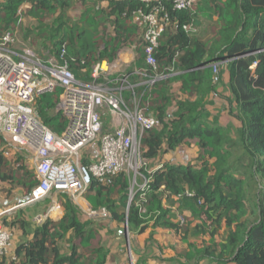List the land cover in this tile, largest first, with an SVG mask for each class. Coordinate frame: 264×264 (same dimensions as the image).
Instances as JSON below:
<instances>
[{
    "label": "trees",
    "instance_id": "1",
    "mask_svg": "<svg viewBox=\"0 0 264 264\" xmlns=\"http://www.w3.org/2000/svg\"><path fill=\"white\" fill-rule=\"evenodd\" d=\"M72 1H0V40L19 22L23 6L29 5L24 15L41 24L52 19L45 32L50 34L52 55L59 58L64 50L76 79L84 82L91 81L96 64H110L121 48L135 47L138 58L127 71V80L135 86L140 107L158 122L143 133L140 153L147 163L158 162L159 167L150 169L146 186L132 198L125 173L112 177L107 185L93 179L83 194L91 210H105L110 222L126 223L134 236L145 233L150 225L174 233L182 229L180 239L188 250L181 255L196 264L203 260L208 264H264V0H197L188 10L164 3L170 22L154 52L155 70L145 63L142 31L133 23V13L139 8L149 11L151 4L80 0L83 10L73 20L69 15ZM200 20L210 23L203 33L208 35L206 39L196 32ZM108 26L113 29L111 34ZM253 63L256 66L250 69ZM134 71L157 80L151 86L142 84L147 79ZM175 84L178 95L172 90ZM218 84L225 86L223 100L237 128L224 126L220 114H214ZM61 94L56 87L33 102L37 118L57 135L67 126V119L56 110ZM122 94L130 103L131 92ZM188 141H194L200 150L194 162L161 163L163 156ZM6 145L0 136V184L21 187L28 197L39 181L21 158L4 159L3 152L10 150L9 146L2 149ZM49 198L41 201L45 207L51 204ZM58 200L63 206L62 218H46L34 228L19 214L2 217L0 222L21 236L12 254L0 258V264H107L109 251L102 245L90 246L96 237L92 222L79 220V211L66 193H59ZM174 211L183 223L173 222ZM190 220L195 222L192 227ZM69 232L73 237L68 253L63 254L58 241ZM200 236H208L206 242L199 246L189 243Z\"/></svg>",
    "mask_w": 264,
    "mask_h": 264
},
{
    "label": "built area",
    "instance_id": "2",
    "mask_svg": "<svg viewBox=\"0 0 264 264\" xmlns=\"http://www.w3.org/2000/svg\"><path fill=\"white\" fill-rule=\"evenodd\" d=\"M134 1L152 6L149 11L136 10L133 23L142 31L145 63L155 70L154 52L170 22L163 4L169 2L175 9L188 10L197 0ZM14 44L10 32L0 40V135L14 147L28 151L39 181L28 198L15 208L38 203L52 193L79 197L93 179L107 185L112 177L127 174L141 163L143 133L155 128L158 122L140 107L135 86L127 82L128 76L113 79L109 63L103 61L92 67L91 81L85 83L74 76L64 50L59 58L52 57L44 63L30 50L15 52ZM255 66L253 63L250 69ZM133 73L147 79L142 84L151 86L157 80L142 71ZM56 87L62 90L58 107L68 121L61 135L44 125L33 108L36 96L51 93ZM124 91L131 92L130 103L124 100ZM105 115L110 117L111 129L103 131ZM97 142V157L82 164V150ZM55 211H60V207L54 203L48 214ZM90 217L106 218L107 213L90 210ZM178 221L183 223L182 216H178ZM12 239V232L0 222V258L11 251Z\"/></svg>",
    "mask_w": 264,
    "mask_h": 264
},
{
    "label": "rangeland",
    "instance_id": "3",
    "mask_svg": "<svg viewBox=\"0 0 264 264\" xmlns=\"http://www.w3.org/2000/svg\"><path fill=\"white\" fill-rule=\"evenodd\" d=\"M4 1V0H0ZM26 8H29V5L23 6V16L20 18L19 22L14 26V28L10 31L13 35L15 44L13 50L15 52H22L24 50H30L35 54V57L40 61L47 63L52 57L51 46H50V34L45 33L51 23L52 19H46L44 23H38L34 20L31 16L24 15V11ZM83 7L75 6L74 4L69 10V15L72 17L73 20H77L82 12ZM201 26L196 28V32L198 34H203L207 30L210 23L205 20H200ZM113 31L111 26L107 27V32L111 34ZM208 37L207 34H203L202 38L206 39ZM121 48L114 59V66L119 69L118 73L115 74H123L125 75L126 72L133 67L132 65L137 60L138 55L134 48V46H128L126 49L122 50ZM120 52V53H119ZM119 53V54H118ZM131 64L130 67H124L125 64ZM90 72V71H89ZM74 73V72H73ZM79 79H81V75L83 73H78ZM74 76L76 77L75 73ZM113 76V74H112ZM84 82V81H82ZM86 83V82H85ZM178 85L175 84L172 90L174 94L178 95L177 91ZM226 96V89L223 84L216 85V94L213 97V100L216 104V108L214 109V114L217 112L219 115V122L224 126H233L234 128L238 127V123L230 116L226 102L223 98ZM57 111L60 110V107L56 108ZM66 120V119H65ZM68 123V121L66 120ZM103 131L107 130L109 127L108 116H103ZM3 146L2 149L7 148ZM8 151L10 156H14L17 152L14 148H9ZM98 150V142L92 144L91 146L86 147L82 150L81 156V163L83 164V160L89 162V159H95L96 151ZM200 154L199 148L196 146L194 141H188L184 146L178 148L175 152H172L168 155L163 156L161 163L165 160L178 163V164H186L194 162ZM9 156V158H10ZM29 158V156H28ZM25 165L29 168V170L33 171V166L29 160L24 157ZM211 163V162H209ZM152 167L158 168V162H153L151 164L147 163L144 159L141 158V163H137L134 166V170H131L126 175L129 180V197L132 198L134 193L137 190H142L145 187L147 182V175ZM4 185H2L3 187ZM1 188V184H0ZM2 194H6V190H1ZM68 195V194H67ZM58 195L49 196V201L51 204L49 207H45L44 204L38 208H35L37 211L30 216L29 225L30 228L37 227L38 225L42 224L46 217L52 220H60L63 216V206L61 205L60 201L55 198ZM69 196V195H68ZM70 198V197H69ZM52 201L55 202L60 206V212H49L48 211L52 205ZM71 201V199H70ZM71 203L78 209L79 211V220L81 222L84 221H91L92 228L95 231L96 237L94 240L91 241L90 246H98L102 245L106 250L109 251L107 255V264H196L195 260H187L185 257L181 255L183 250H188V244H184L181 241L182 236V229L179 233H174L169 230H165L162 228H153L151 225L148 230L144 234L139 235H131L127 231V237H122L119 235V232L124 230V225H117L115 223L110 222L107 217L106 218H93L90 217V210L91 208L87 209L86 205L82 199V197H75ZM44 207L47 209L44 212ZM175 212V219L173 222L179 223L178 216H180L176 211ZM40 213V218L42 221H38V217L35 214ZM185 216H189V213H185ZM38 219V220H37ZM190 226H194V220L188 221ZM11 230V229H9ZM168 231V232H167ZM13 235V250L18 242V233L12 229L11 230ZM221 232L219 233V235ZM218 235V236H219ZM14 236H17L14 239ZM150 236H152L150 238ZM73 235L69 232L63 239L58 241L59 246L61 247V251L63 254L68 253L69 251V240L72 239ZM206 238L208 236H205ZM206 238L203 236L197 237L195 239H191L189 243H196L198 246L201 243L206 242ZM206 239V240H205ZM77 243V241H75ZM143 252L140 254V252ZM11 252V251H10ZM10 252L6 255L8 256ZM110 256L114 257V261H110ZM199 264H208L207 261H201Z\"/></svg>",
    "mask_w": 264,
    "mask_h": 264
},
{
    "label": "crops",
    "instance_id": "4",
    "mask_svg": "<svg viewBox=\"0 0 264 264\" xmlns=\"http://www.w3.org/2000/svg\"><path fill=\"white\" fill-rule=\"evenodd\" d=\"M72 3L75 5V6H81L82 7V4H81V1L80 0H73ZM103 5L106 6V1H103ZM81 14V13H80ZM128 46H125L123 47L122 50L126 49ZM135 48V47H134ZM120 53V52H119ZM118 53V54H119ZM123 65L125 63H122ZM109 65V75L112 76L113 74V79H120V77H125V76H128L127 74L123 75V74H115V73H118L119 72V69H117L115 66H114V62L108 64ZM130 67L131 64H125L124 67ZM85 71H82L81 73L84 74ZM127 73V72H126ZM83 76V75H82ZM83 78V77H82ZM226 76H224L223 78V82H226ZM127 82L129 83V81L127 80ZM130 84V83H129ZM132 85V84H131ZM113 86H116V84H114ZM175 86V85H173ZM108 116V122H109V127H107V130L108 129H111V120H110V117L109 115ZM2 151V150H1ZM7 151L3 152V157L5 160H9L13 158V161L19 157L21 158L23 161V157H26L29 162H30V159L26 156L25 153H23L22 155H19V156H9L6 155ZM23 156V157H22ZM97 157V151H96V155H95V158ZM12 162V161H10ZM23 164L25 165V161L23 162ZM15 167H17V165H14ZM28 168V167H27ZM2 185H4L2 187ZM1 190H8L6 192V194H2ZM10 191V195L8 194V192ZM54 196L55 195H58L59 193H52ZM51 196V195H50ZM70 197V196H69ZM79 197H82L85 205H86V208L89 209L90 206L88 204V202L83 198V196H79ZM28 197H25L24 196V191L21 187H17V186H13L12 188H10L7 184L5 183H2L1 184V188H0V220L2 219V217H8V218H13L15 216H17V214H19L22 218H24L26 221H30V216L35 213L37 210L35 208H38L40 207L41 205H43L44 203L41 202L43 201L44 199L48 198V197H45L43 200H41L40 202L38 203H35V204H32V205H27V206H24V207H19V208H15V206H17L18 204L24 202ZM58 199V196L55 197ZM71 201L74 200V198L70 197ZM55 202L52 201V204H54ZM56 204V203H55ZM60 207V206H59ZM39 209V208H38ZM56 212V211H55ZM60 212V211H59ZM35 216L38 217V221H42V219L40 218L41 214L40 213H37L35 214ZM48 218V217H46ZM45 218V219H46ZM17 233H18V241L20 239V236H21V233L19 231H17L16 229H14ZM11 231V230H10ZM168 232V231H167ZM144 234V233H143ZM17 236H14V239L16 238ZM13 241V240H12ZM11 252L9 255L12 254V250H13V242H12V247H11ZM143 252L141 251L140 254H142ZM144 254V253H143ZM8 255V256H9Z\"/></svg>",
    "mask_w": 264,
    "mask_h": 264
},
{
    "label": "bare ground",
    "instance_id": "5",
    "mask_svg": "<svg viewBox=\"0 0 264 264\" xmlns=\"http://www.w3.org/2000/svg\"><path fill=\"white\" fill-rule=\"evenodd\" d=\"M0 136H2V135H0ZM2 137L6 140V142H7V144H8L9 147L14 148V149H16L17 151H21V152L25 153L27 157L30 155V154L28 153V151H26L25 149L14 147V146L9 142V140H8L6 137H4V136H2ZM6 155H8V152L6 153ZM83 194H84V193H83ZM83 194H82L81 196H83Z\"/></svg>",
    "mask_w": 264,
    "mask_h": 264
},
{
    "label": "water",
    "instance_id": "6",
    "mask_svg": "<svg viewBox=\"0 0 264 264\" xmlns=\"http://www.w3.org/2000/svg\"><path fill=\"white\" fill-rule=\"evenodd\" d=\"M119 235H121L122 237H127V224H124V230L119 232Z\"/></svg>",
    "mask_w": 264,
    "mask_h": 264
}]
</instances>
